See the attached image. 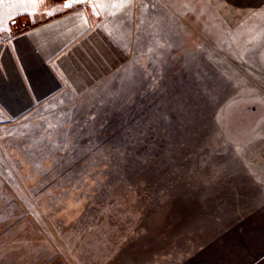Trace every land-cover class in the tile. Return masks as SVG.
I'll return each mask as SVG.
<instances>
[{
	"label": "rangeland",
	"instance_id": "374dc122",
	"mask_svg": "<svg viewBox=\"0 0 264 264\" xmlns=\"http://www.w3.org/2000/svg\"><path fill=\"white\" fill-rule=\"evenodd\" d=\"M116 1L123 65L0 122V264L251 262L264 253V14Z\"/></svg>",
	"mask_w": 264,
	"mask_h": 264
},
{
	"label": "crops",
	"instance_id": "0c3cea01",
	"mask_svg": "<svg viewBox=\"0 0 264 264\" xmlns=\"http://www.w3.org/2000/svg\"><path fill=\"white\" fill-rule=\"evenodd\" d=\"M118 1L115 7L124 8ZM210 2L228 20L264 14V0ZM107 6V0H99V10L91 0H0V122L85 91L123 65V38L112 20L125 18L109 16ZM245 264H264V253Z\"/></svg>",
	"mask_w": 264,
	"mask_h": 264
},
{
	"label": "snow or ice",
	"instance_id": "6c2138e0",
	"mask_svg": "<svg viewBox=\"0 0 264 264\" xmlns=\"http://www.w3.org/2000/svg\"><path fill=\"white\" fill-rule=\"evenodd\" d=\"M78 2H80V3H84V2H86V0H78ZM128 2L131 3L132 0H128ZM64 7H65V8H67V7H71V4H70V3H65V4H64Z\"/></svg>",
	"mask_w": 264,
	"mask_h": 264
}]
</instances>
